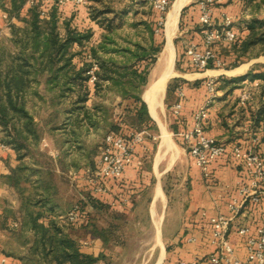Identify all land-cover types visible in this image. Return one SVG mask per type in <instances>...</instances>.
Wrapping results in <instances>:
<instances>
[{
	"label": "crops",
	"instance_id": "1",
	"mask_svg": "<svg viewBox=\"0 0 264 264\" xmlns=\"http://www.w3.org/2000/svg\"><path fill=\"white\" fill-rule=\"evenodd\" d=\"M101 1L88 0L87 5L84 6L72 3L57 6L54 3L42 2L45 9L43 15L48 17L52 9L56 8L61 34L65 35L67 25L80 32L90 30L93 37L88 44L91 46L100 43L106 36L114 35L117 31L134 37L127 39L130 43L125 45L118 43L117 46L120 48H130L133 51L136 45L145 48L156 46L154 33L159 13L153 7L144 0H116L120 5L118 9L106 10V13L95 18L92 13L93 4ZM177 1L170 0L169 13ZM201 1L184 0L180 8L173 35V38H180L176 46L178 59L174 48L171 65L174 70L175 61L178 60L180 69L178 73L174 70V75L170 77V81L168 80L164 93V96L168 98L169 95L170 98L168 112L172 131L183 146L179 147L175 157L172 154L167 160L165 155L170 150L162 147V139L160 145L156 146L145 136L144 141L138 145L135 162L127 168L121 182L110 181L107 184L106 193H95L92 189L90 180L97 170L100 153L95 155L96 152L90 151L88 142L96 134L103 136L106 132L99 147L101 152L106 135L113 133L130 137L137 130L136 128L140 127L135 123V105L131 108L126 107L122 102L125 98L121 92L116 88L108 87L110 85L108 81L104 82L105 92L101 90L95 93L91 88L86 102V109L93 115L95 124L92 125L90 121L84 120L78 126L76 124L78 110L73 106L76 93L69 97L71 101L69 107L61 110L63 99L60 97L59 89L48 84V75L35 77L33 86L26 93V108L33 117L40 136L39 140L37 143L27 144L29 151L22 159L13 147L8 151L0 148V264H26L25 257L29 255L33 232L25 223L23 205L28 190L26 186L29 185L34 189L37 184L40 186L37 196L49 197L54 205L53 210L47 207L35 208L36 211L42 212L39 222L48 224L56 221L65 225V231L77 242L81 252L99 257L96 264H111L110 261L116 256L111 259L109 255H120V251L114 250L116 254L110 253L112 251L110 246H120V242L108 232L109 228H114V225L112 223L98 225L94 220V214L99 212L108 214L114 220L133 216L139 210L141 199L150 184L153 188L147 199V212L156 229V241L144 264H177L181 260L209 264L207 257L217 250L211 243L210 218L219 214L233 216L227 235L228 240L234 248L236 257L240 259L247 257L248 235H241L239 229L249 227L250 233L257 235L264 221V191H259V201H253L251 198L243 201L241 189L250 185V178L244 163L234 157L232 147L239 145L242 149L258 153L264 158V79L257 78L258 74L264 73V68L255 66L258 62L253 61L238 62L230 70H217L211 66L203 71L188 69L189 46L195 44L202 49L204 45L200 23ZM27 4L29 5L28 2ZM251 4V0H218L212 5L214 24L222 23L224 17L228 16L234 20L237 31L247 33V23L255 15ZM1 15L3 12L0 11ZM20 16L27 17L26 11L21 12ZM100 19L104 21L102 24L99 23ZM4 20L0 19L2 21L0 32L2 24L5 25ZM12 21L10 17L6 33L10 41L13 36ZM107 25H111L112 28L109 29ZM216 48L219 49V46ZM77 49L78 45H74L73 51ZM166 51L167 48L160 60L161 73ZM158 60L157 58L156 61ZM74 64L82 67L84 63L81 64L75 58ZM209 78L214 79L217 93L210 104L208 117L204 122V132L225 143L229 151L206 167L205 171L209 175L205 176V171L195 165L182 134L192 127L194 113L205 104L209 96L205 85ZM157 79L149 83L141 94V98L147 104L149 116L154 122L156 119L150 112L144 93ZM245 90H250L252 97L243 105L241 95ZM180 91L183 92V96L179 95ZM31 96L43 105L41 106L46 111V119L37 120L28 109L27 100ZM106 97L117 100L121 109L112 113L108 107H105V111L89 107L88 102L93 99ZM178 103L181 104V112L175 115L172 107ZM160 107L157 106V115ZM155 126L158 128L157 124ZM8 128L11 130V127ZM5 133L4 127L0 124V139H5ZM42 139H46L50 149L58 153L56 156L50 155L49 150L43 148ZM34 149H37L41 154L38 155L47 158L51 164L30 157ZM23 164L30 167L32 172L29 169L25 170L24 176L30 173L28 182L22 179L16 184L17 169ZM53 175L59 178L58 182L54 178L52 180ZM61 179L67 183L60 182ZM159 190L162 191L163 197L158 195ZM122 199H126V202ZM95 203H101V206H95ZM77 204L83 205L89 221L79 228H73L60 216ZM158 205H161L166 212L165 216L164 214L162 216V225L160 224L162 227L159 232L154 220ZM15 222L19 223L17 227L12 226ZM95 229L103 231V235L96 233ZM3 257L6 258L5 263L1 262Z\"/></svg>",
	"mask_w": 264,
	"mask_h": 264
},
{
	"label": "trees",
	"instance_id": "2",
	"mask_svg": "<svg viewBox=\"0 0 264 264\" xmlns=\"http://www.w3.org/2000/svg\"><path fill=\"white\" fill-rule=\"evenodd\" d=\"M3 1L0 0V3ZM26 2L28 0H11L12 8L19 10V6ZM251 3L253 12L264 6V0H251ZM41 4L43 5L42 2H37L32 5L33 10L27 14V17H21L29 24L27 29L12 27V41L17 47L10 52L9 64L4 65L6 49H3L0 55V124L6 132L5 139L1 141L11 145L20 154L21 159L29 151L27 144L37 143L40 137L33 117L26 108V93L33 86L37 75H48V84L59 89L62 99L72 97L76 93L77 97L73 101L74 108L78 110L76 124L80 126L82 121L87 120L94 125L95 119L93 120V115L87 111L85 105L91 88L95 90V93H99L104 82L108 81L110 84L108 87L116 88L124 97L128 96L127 88L124 86L138 85L137 88H141L146 85L150 67L156 62V55L162 48V45L156 47L152 45L150 48L136 45L132 51L130 48L115 46L114 42L110 43L113 39L106 36L98 45L90 47L94 58L100 59L99 53L102 52L104 55V58L98 62L99 70L96 71L98 79L91 82L90 75L87 74L88 65L85 63L82 67H77L74 64L77 51H73V47L91 42L93 33L90 30L80 32L67 25L65 35H62L57 9H52L49 16L45 17L38 10ZM106 12L103 9L97 11L95 8L92 11L95 18ZM20 13V11L16 13L19 18ZM99 23L102 24L100 21ZM107 27L112 28L111 25ZM247 29V33L236 30L237 37L233 42H219L214 46L216 53L225 64L228 59L221 55L216 46L233 49V55L237 60L234 66L252 50L259 51L257 56L264 55V17L251 18L247 23ZM111 53L118 54L120 59ZM107 54L110 55L107 56ZM147 61V65H141L142 62ZM214 67L211 65V68ZM188 69L203 71L197 70L191 63ZM257 78L264 79V73L258 74ZM130 96L135 104V123L140 127L154 125L149 116L147 104L141 98V93ZM8 127H11V130ZM28 169L32 172L30 167L24 164L17 169L16 184H19L22 179L28 182L30 173L24 176L25 170ZM39 189L38 184L34 186L35 194ZM24 200L25 223L33 232L29 255L25 257L26 264H96L99 257L81 252L77 242L65 231V225L56 221L48 224L39 222L42 212L36 211L35 208L47 207L53 210L54 205L49 197L42 196L34 201L32 196H28ZM80 205L82 211H85L83 205ZM95 206H101V203H95ZM85 221H89L86 213L75 224H69L73 228H79ZM102 233L103 231L98 232L100 235H103Z\"/></svg>",
	"mask_w": 264,
	"mask_h": 264
},
{
	"label": "built area",
	"instance_id": "3",
	"mask_svg": "<svg viewBox=\"0 0 264 264\" xmlns=\"http://www.w3.org/2000/svg\"><path fill=\"white\" fill-rule=\"evenodd\" d=\"M151 5L158 13L159 20L155 32L158 33L164 25V17L167 15L171 2L170 0H144ZM218 0H202L200 2L201 15L200 23L204 36L203 48H199L195 44H191L187 50L189 61L197 70H205L211 65L215 67L225 66V62L216 53L214 46L219 42L230 43L237 37L234 20L231 17L225 16L222 23L214 24L213 22V8L212 5ZM37 2H49L59 6L72 3L77 6H84L87 0H28L30 5ZM7 14L3 13L0 19H6ZM90 75V81L97 80L95 76V67L89 69L87 72ZM208 90V98L205 104L200 107L193 115L192 127L185 131L182 136L186 147L189 150L191 157L197 167L205 171L206 167L212 162L228 153V146L205 134L204 122L208 117L210 104L216 97V87L213 78H209L205 83ZM183 96V92H179ZM252 97L250 90L243 91L241 95V104H246ZM172 112L179 115L181 112V104L178 103L172 107ZM145 139L144 131H135L130 137L125 135H116L110 133L106 135L104 144L101 148L99 158L97 160V170L91 178L92 189L95 193H106L108 191L107 184L110 181L121 182L127 168L131 166L137 156L138 145ZM44 149L49 150L50 155L56 156L58 153L51 150L46 139L41 141ZM0 148L8 151L12 148L11 145L6 144L0 139ZM234 157L241 160L250 178V185L241 189L243 201L251 198L253 201H259V191H264V158L255 152L244 150L239 145L232 147ZM209 174L205 171V176ZM126 202V199H122ZM236 207H234V210ZM233 211V206H232ZM85 211H82L81 205H75L70 211L62 214L60 217L70 224H75ZM233 216L227 217L225 215H216L210 218L212 224L211 243L216 246L215 253L207 257L209 264H264V221L258 229L257 235L250 233L249 227H242L239 229L241 235H248L247 257L240 259L235 256L234 248L228 240V231ZM85 221L83 224H85ZM19 223L12 224L17 227ZM82 224V225H83ZM6 258L1 259L5 263ZM177 264H202L198 261H184L181 260Z\"/></svg>",
	"mask_w": 264,
	"mask_h": 264
},
{
	"label": "rangeland",
	"instance_id": "4",
	"mask_svg": "<svg viewBox=\"0 0 264 264\" xmlns=\"http://www.w3.org/2000/svg\"><path fill=\"white\" fill-rule=\"evenodd\" d=\"M22 1V0H21ZM88 1V0H87ZM105 3H104V2ZM103 2V3H101ZM100 3L98 4H93L94 8L97 9V11L99 10H108L110 11V9H118L120 7L119 3L116 0H102ZM114 2V3H113ZM146 2V1H145ZM147 3V2H146ZM148 4V3H147ZM27 2L26 3H22V5H20V9H15L12 8V4H11V0H4L3 3H0V11L3 13L7 14V18L3 21V23L5 25L2 24V30L0 32V55L3 53V49H6V53L4 55H6L5 57V61H4V65L9 64V59L11 58L10 52L14 51L16 49V45H14L12 39L11 41L9 40L10 37L8 35H6L7 33V28H8V20L11 19L14 21H12V25L13 27L17 28V29H27L29 27V24L21 18L17 17L16 13L17 11L23 12L26 11V13H30L33 10L32 5H28V7H26ZM87 5V4H86ZM151 6V5H150ZM152 7V6H151ZM171 8V6H170ZM36 9V6H35ZM38 10L41 12V14H45V9L43 8V5H39ZM170 10V9H169ZM25 13V12H24ZM169 13V11H168ZM167 13V15H168ZM255 15L257 17H264V6H261L260 8L255 9ZM21 15V13H20ZM167 15H165L164 17V25L162 26L161 30L158 33H154L155 35V41H156V46L158 45H162L161 51L160 53H158L156 56L159 59L158 61H156L149 70L148 73V81L147 84L142 86L141 88H137V86H129L128 84L124 87L127 88V93L128 96H125L123 99V103H125L124 105L128 108L133 107L134 104V100L132 99V97L130 95H134V93H143V91L145 90V88H147V85L149 83H151L155 78H158V76L161 75V67H159L160 65V60H161V56H162V50L164 49L165 45H166V41H167V37H168V30H167ZM44 16V15H43ZM18 24H16V22ZM100 22H102L103 20H99ZM2 21H0L1 24ZM104 22V21H103ZM165 24H166V28H165ZM128 27V26H127ZM60 28V25H59ZM129 28V27H128ZM63 31V30H62ZM123 32H114V35L112 34L110 36L111 42H114V45L116 46L118 43L121 44H127L130 43L129 40L127 39H134V37H129L128 35H123ZM13 37V36H12ZM142 38V37H141ZM180 40L179 37L177 38H173V43H174V48H175V52H176V46L178 44V41ZM99 44V42H98ZM98 44H94V45H98ZM148 44V43H146ZM155 46V47H156ZM91 44H88V42L84 43L82 46L78 45V49H77V56L76 59L77 61H79L81 64L82 63H86L88 65V70L92 69L95 67V76L97 77L96 71L99 70V61L100 59L104 58V55L102 53L100 54V59H96L91 55V50H90ZM114 47V46H112ZM221 53V55L225 58L228 59V61L226 62L225 66L222 67H215L217 70H230V68H232L237 60L235 58V56L233 55V49L231 47H226V46H220L218 49ZM258 50H252L250 51L248 54L245 55V57L243 59L240 60V62H258V64H255V66L259 67V68H264V55H258ZM113 55H115L118 59L119 55L116 53H111ZM177 54V59H178V52H176ZM110 54H107V56ZM182 55V54H181ZM106 56V57H107ZM147 62H142L141 65L145 66L147 65ZM172 64H173V60H172ZM142 66V67H143ZM162 66V63H161ZM142 69V68H141ZM180 69L179 66V62L178 60L175 61L174 64V70L178 73V70ZM159 74V75H158ZM214 74H217L216 72H214ZM157 76V77H156ZM169 81L171 80L170 78L168 79ZM169 81H167L169 83ZM102 90L105 92V87L102 88ZM102 91V92H103ZM34 96V95H32ZM29 98L27 100V107L28 109L31 110V113L37 118V120L40 119H46V111L42 109V104L40 103V101L38 99H35L34 97ZM170 101L169 95L168 98L166 97V95L164 96L162 102L159 104L161 107L158 109V117L156 119V121L154 123V125H150L148 127H138L136 128V131H141L144 130L145 131V136L147 137L148 140H150L154 145L158 146L160 145L161 139H162V128L164 127L165 130L167 131L171 141L174 144V149L171 150L165 155L166 159L169 160L172 157V154L175 152L177 154V151L179 149V147L183 146L180 142V139H178V136L173 133V129H172V125L170 124L169 121V112H168V103ZM71 101L68 98H65L62 100V106H60L61 110L64 108H68L69 107V103ZM105 102V103H104ZM117 100L112 99V97H106L104 99H93L92 101L88 102L90 104L89 107L93 108V109H98L99 111H105V107H108V109L110 110V112L114 113L117 110L121 109V105L117 103ZM42 105V106H41ZM87 105V104H85ZM118 116V115H117ZM57 121V120H56ZM128 122V121H127ZM130 125H131V121L129 119ZM155 124L158 125V128L155 126ZM106 132H104L103 136L102 134H96L94 137H92V139L88 142V146L90 147V151H94L96 152V154L100 153V146L102 145V140L103 137L105 136ZM37 146V145H36ZM94 148V149H93ZM32 155H30V157H34L35 159H39L40 161H42V163H48L47 158L45 157H41L39 151L36 149L32 150ZM174 153V155H176ZM40 154V155H38ZM38 156V157H37ZM29 157V158H30ZM166 160V161H167ZM33 160L31 159V162ZM53 169V168H52ZM45 176V175H44ZM56 180V182L59 181V178H55V176L53 175L52 180ZM62 180V179H61ZM60 182H64L67 183L66 181H61ZM28 187V190H26V197H28L29 195H33L32 198L34 199V201L40 199L41 197H38L37 194H35V191L33 188H31L29 185L26 186ZM148 189L145 190L144 192V196L141 199V203H140V207L139 210H137L133 216H129L128 218H116V220H114L112 218L111 215L108 214H101L99 213H95L94 214V220L98 222V225L102 226V225H107L109 223H112L114 225V228L111 227L110 229V233L109 234H113L115 237V240H118L120 242V246L115 245L116 247H112V245L110 246V253L113 252L114 254L115 251H120V255H109L110 258L112 259L114 256H116V258L112 259L110 261L111 264H144L146 262V260L148 259L152 249H153V245L155 244L156 241V229L155 226L153 225L151 219L149 218V214L147 212V207H148V197L151 194V188L152 185L150 184V186ZM67 190H65L66 193ZM79 202V201H78ZM77 202V203H78ZM165 216L166 212L164 211L163 207L161 205H158L157 209L155 210L154 213V220L158 219L161 215ZM90 215V214H89ZM134 217L136 218V220H134ZM158 217V218H157ZM90 219L92 220V216H90ZM162 225V224H161ZM162 226H160L161 229ZM97 231V232H96ZM95 232L98 233L100 232L99 229H95ZM113 248V249H112ZM116 248V249H115ZM118 248V249H117Z\"/></svg>",
	"mask_w": 264,
	"mask_h": 264
},
{
	"label": "bare ground",
	"instance_id": "5",
	"mask_svg": "<svg viewBox=\"0 0 264 264\" xmlns=\"http://www.w3.org/2000/svg\"><path fill=\"white\" fill-rule=\"evenodd\" d=\"M183 3H184V0H178L174 4L172 11L168 15V19H167L168 37H167V45L165 47V48H167V51H166V54L164 55L163 61H162L164 63V68L162 70L161 75L158 77V79L155 81V83L153 85H151L147 89V91L144 93V97L148 101V104H149L150 112L156 118L158 117L156 109H157V106H159V104L163 100L164 93H165L166 86H167V81L170 77H172L174 75V70L171 66L172 60H173V55H174L173 35L175 32V26L177 23L178 14H179L180 8H181ZM164 53H165V51H164ZM162 133H163L162 144H161L162 147H165L168 150H170V149L173 150L175 148L174 144L171 141V139H170V137H169V135H168V133L164 127L162 128ZM174 153H173V157L176 156V155H174ZM158 195L160 197L161 196L163 197L162 191L159 190ZM161 221H162V215L158 219H155L157 232H159V230H160Z\"/></svg>",
	"mask_w": 264,
	"mask_h": 264
},
{
	"label": "water",
	"instance_id": "6",
	"mask_svg": "<svg viewBox=\"0 0 264 264\" xmlns=\"http://www.w3.org/2000/svg\"><path fill=\"white\" fill-rule=\"evenodd\" d=\"M164 51H165V47H164V49H163V51H162V53H164ZM210 68V67H209ZM154 83H152V85H153ZM151 86V85H150ZM149 88V87H148ZM147 91V90H146Z\"/></svg>",
	"mask_w": 264,
	"mask_h": 264
}]
</instances>
